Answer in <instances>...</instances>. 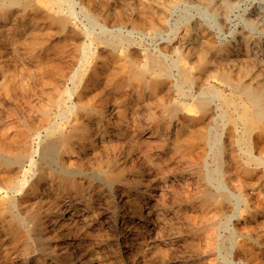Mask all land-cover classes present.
Instances as JSON below:
<instances>
[{"label":"rangeland","instance_id":"rangeland-1","mask_svg":"<svg viewBox=\"0 0 264 264\" xmlns=\"http://www.w3.org/2000/svg\"><path fill=\"white\" fill-rule=\"evenodd\" d=\"M27 3L0 1V143L45 174L0 192V264H264V0Z\"/></svg>","mask_w":264,"mask_h":264},{"label":"bare ground","instance_id":"bare-ground-1","mask_svg":"<svg viewBox=\"0 0 264 264\" xmlns=\"http://www.w3.org/2000/svg\"><path fill=\"white\" fill-rule=\"evenodd\" d=\"M0 1H4V0H0ZM12 1H14V0H12ZM27 2L29 3V0H27ZM28 3H27V5H28ZM1 10H2V8H0V16L2 14H4V13H1ZM53 22L56 23L58 26L65 28L66 24H67V19L64 17H58V18L53 19ZM73 94L74 93L69 94V96H70L69 99L74 98ZM249 96L254 101V103L257 105V107H259L260 111H264V94H262L260 92H250ZM83 101H84V99H83ZM79 103L81 105H84V103L81 102V100L78 102V104ZM200 103L203 104L202 101ZM85 104H87V103H85ZM70 112L73 113V109H71ZM75 119H77V118H75ZM256 127H257V121L255 119L248 120L247 129L245 131L246 134H250ZM73 128H74V132L79 131V130L81 133H82V131H83V133L89 132L88 129L84 130L81 127L74 126ZM50 130H52V129H50ZM24 131H26V130H24ZM58 131L59 130H57V129H56V132L55 131L53 132V130H52L53 135H51V137L49 139L47 138L48 140L45 143L41 144L40 159L43 160V162L48 167H52L53 165H56L55 164V157H56L57 149H59V147L62 144L66 147L70 146V144L72 143V141L74 139L73 138L74 136L71 135V136L66 137L63 135V133H59ZM75 138L81 139V136L77 134V136ZM84 138H86V137H84ZM85 140H87V139H85ZM0 152L2 153V156H0V163L7 167V172H6L7 175L5 174L6 176L4 175L5 177L3 179H0V192L6 193V194L20 193L21 192V195L23 196L24 192L27 191L34 183H36V184L38 183V182H36V180H38L41 177L43 179L45 173L41 172L39 174L40 176H38L35 180H33V179L30 180L29 176L26 175L27 171H25V173L23 174V179H22L23 181L22 182L20 181V179H18L19 173L22 172V168H24L23 166H24L25 160H28L27 158H30V169L29 170H31L32 168L34 169V167L36 166V161H33V160L36 158L35 154H37V152H38L37 150H35V154L33 153V155L28 156L24 152V150L22 149L21 145H18L17 142H9V143H0ZM15 169H19V171L15 172ZM61 172L64 175H69V176L72 175L71 177H74V176L79 174V173H75V172H70V171L65 170V169H61ZM25 186H26V189L23 191ZM31 219H33V218H31Z\"/></svg>","mask_w":264,"mask_h":264}]
</instances>
